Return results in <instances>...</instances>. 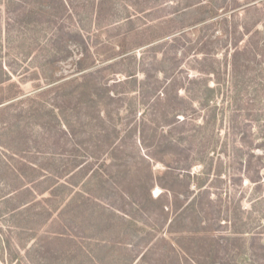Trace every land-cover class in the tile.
Instances as JSON below:
<instances>
[{"label": "rangeland", "instance_id": "1", "mask_svg": "<svg viewBox=\"0 0 264 264\" xmlns=\"http://www.w3.org/2000/svg\"><path fill=\"white\" fill-rule=\"evenodd\" d=\"M0 235V264H264V0H0Z\"/></svg>", "mask_w": 264, "mask_h": 264}, {"label": "trees", "instance_id": "2", "mask_svg": "<svg viewBox=\"0 0 264 264\" xmlns=\"http://www.w3.org/2000/svg\"><path fill=\"white\" fill-rule=\"evenodd\" d=\"M239 53H240V51L237 50L235 52L234 57H236V55ZM76 167H78V168L81 167V168H79L80 170L84 169V166H82L81 163H79ZM70 204L71 203L69 201L68 206H70ZM64 237L65 236L63 233L56 234L55 237H53V239H52V237L49 239L47 244L56 243L60 246L58 251L63 252L64 246H65L64 244L67 242V240H64ZM47 246L43 249L44 251H42V255L44 258H47L49 256V254L51 253V249H49ZM17 251L18 250L11 248V241L9 239L4 238L0 235V260L3 263H6V262H13L14 263L16 256L19 255ZM6 254H9V260L6 259V257H5ZM78 257H81V256L78 255ZM54 259L55 258H53V261H54ZM71 259H73V258H71ZM130 264H132V263H130Z\"/></svg>", "mask_w": 264, "mask_h": 264}]
</instances>
